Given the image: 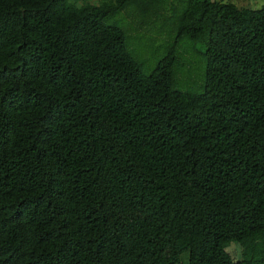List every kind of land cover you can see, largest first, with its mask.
<instances>
[{
  "label": "trees",
  "instance_id": "16d2710c",
  "mask_svg": "<svg viewBox=\"0 0 264 264\" xmlns=\"http://www.w3.org/2000/svg\"><path fill=\"white\" fill-rule=\"evenodd\" d=\"M0 264H264V1L0 0Z\"/></svg>",
  "mask_w": 264,
  "mask_h": 264
},
{
  "label": "rangeland",
  "instance_id": "374dc122",
  "mask_svg": "<svg viewBox=\"0 0 264 264\" xmlns=\"http://www.w3.org/2000/svg\"><path fill=\"white\" fill-rule=\"evenodd\" d=\"M82 1H86L89 3H98V1L100 0H79V2H82ZM226 1H231L239 6L256 8V7H259L263 3L264 0H226ZM142 42H143L142 40L139 41V46L143 45ZM142 50L143 49L139 47V49L137 50L138 52L136 54L140 55ZM227 250L233 258L238 259L240 257L238 244H233V243L229 244V246L227 247Z\"/></svg>",
  "mask_w": 264,
  "mask_h": 264
}]
</instances>
